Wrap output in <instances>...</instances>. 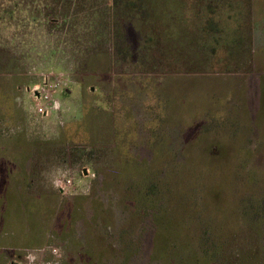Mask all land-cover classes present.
<instances>
[{"label": "rangeland", "instance_id": "obj_1", "mask_svg": "<svg viewBox=\"0 0 264 264\" xmlns=\"http://www.w3.org/2000/svg\"><path fill=\"white\" fill-rule=\"evenodd\" d=\"M0 145V264H264V0H0Z\"/></svg>", "mask_w": 264, "mask_h": 264}, {"label": "trees", "instance_id": "obj_2", "mask_svg": "<svg viewBox=\"0 0 264 264\" xmlns=\"http://www.w3.org/2000/svg\"><path fill=\"white\" fill-rule=\"evenodd\" d=\"M129 6V5H128ZM130 7V6H129ZM144 10H145V15H137L138 16H149L148 15V9L142 7ZM141 8V10H142ZM171 8V7H169ZM168 8V15L167 16H164L165 18H162V17H159L157 14H154V15H150V17H147L146 20H142V19H145V18H140L141 21L143 22H149V21H154L156 20L157 18L159 19H164L163 24H168V25H171L174 21H172L171 23V18L172 17H175L176 19H178L179 15H175V12L171 9ZM169 16V17H168ZM131 17L128 16L127 18ZM129 20V19H128ZM174 20V19H172ZM140 21V20H139ZM207 24L205 26V29H208L209 28H212V23H214L211 19L210 20H206ZM143 24V23H142ZM144 25V24H143ZM147 28V26H146ZM141 31V30H140ZM260 200V207H259V210L258 211H255V202L254 201H259ZM0 204H3V205H0V207L3 209V211L0 213V222L3 224L4 223V228L5 227H8V225H12V226H9L11 227V230H14V232H9L11 234V236L13 235V233H16L18 230L23 233V234H27L26 232H24V229H25V225L26 224H30L31 225V228H35V222H36V214H31L28 210H27V206L25 203H23L22 201V198H19L18 195L16 194H9L6 198V201H4V198H1L0 200ZM243 206H246L248 207L249 211L248 212H251V216H254V214H257L259 216V219L257 221H253V222H260L259 220L261 219V221H264V216H263V212H264V197H256V200L253 199V198H249V200H247V202L245 203V205ZM12 208L11 211H9V208ZM164 207V209H162V206L160 208H158L159 210L157 211V214L160 213L161 215H163V211L167 210L168 208ZM242 209L240 208V211ZM239 213V211H238ZM159 214V215H160ZM164 223L167 225L168 227V230H170V233L171 235L173 234V236H176V232H175V229H177L178 227L180 228V230H182V228H184V221H179L177 223L178 226H176L174 228V222H172L170 219H164ZM263 222H261V226H263ZM20 226V227H19ZM16 231V232H15ZM7 232V231H6ZM31 234V233H30ZM255 234V233H254ZM179 236V235H178ZM264 236V230L263 228L261 227V237ZM28 239V235H26V237ZM167 239L168 237H163L161 238V236H159V244H164L165 242H167ZM29 242V241H28ZM28 242H26L27 245ZM261 242V241H260ZM262 242H263V239H262ZM261 247V246H260ZM264 248V246L262 245L261 249ZM264 250H261L260 252L262 253ZM201 260V259H200Z\"/></svg>", "mask_w": 264, "mask_h": 264}, {"label": "built area", "instance_id": "obj_3", "mask_svg": "<svg viewBox=\"0 0 264 264\" xmlns=\"http://www.w3.org/2000/svg\"><path fill=\"white\" fill-rule=\"evenodd\" d=\"M57 86V83L45 80L42 84L34 87L32 93L36 99V109L39 113L48 115L49 110L53 108V95Z\"/></svg>", "mask_w": 264, "mask_h": 264}, {"label": "crops", "instance_id": "obj_4", "mask_svg": "<svg viewBox=\"0 0 264 264\" xmlns=\"http://www.w3.org/2000/svg\"><path fill=\"white\" fill-rule=\"evenodd\" d=\"M23 152L22 151L20 152V150H18V148L16 146L0 145V156H1L0 161L2 162L3 160H6V158H8V157H5L3 159V156L6 154H16L17 153V156H19L18 154L23 153ZM17 158H20V157H17ZM13 191H14V189H13ZM3 230H4V228H3ZM11 232H14V230H12ZM24 232H26L27 234H30L32 232H39V231L36 228H31V225L28 223L25 225Z\"/></svg>", "mask_w": 264, "mask_h": 264}]
</instances>
